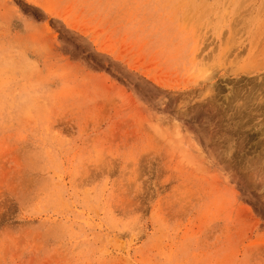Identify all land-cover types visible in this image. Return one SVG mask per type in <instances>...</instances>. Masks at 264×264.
<instances>
[{"label":"rangeland","instance_id":"1","mask_svg":"<svg viewBox=\"0 0 264 264\" xmlns=\"http://www.w3.org/2000/svg\"><path fill=\"white\" fill-rule=\"evenodd\" d=\"M0 264H264V0H0Z\"/></svg>","mask_w":264,"mask_h":264},{"label":"bare ground","instance_id":"2","mask_svg":"<svg viewBox=\"0 0 264 264\" xmlns=\"http://www.w3.org/2000/svg\"><path fill=\"white\" fill-rule=\"evenodd\" d=\"M225 61H226V60H225ZM211 69H212V68H211ZM247 72H248V71H247ZM246 84H247V83H246ZM246 84H245V85H246ZM254 85H255V84H254ZM213 87H214V86H213ZM216 87H217V86H216ZM240 88H241V87H240ZM240 88H239V89H240ZM252 89H253V88H252ZM214 91H215V90H214ZM240 91H241V90H240ZM255 91H256V90H255ZM215 92H216V91H215ZM253 92H254V91H253ZM211 94H212V93H211ZM250 94H251V92H250ZM258 94H259V93H258ZM227 110H228V109H227Z\"/></svg>","mask_w":264,"mask_h":264}]
</instances>
